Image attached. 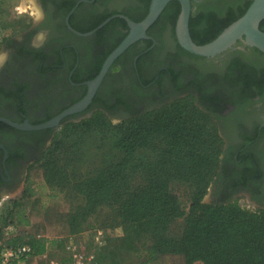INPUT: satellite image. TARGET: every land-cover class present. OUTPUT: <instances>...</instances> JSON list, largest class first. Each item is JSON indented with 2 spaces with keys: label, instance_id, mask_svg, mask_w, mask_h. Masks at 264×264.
Returning a JSON list of instances; mask_svg holds the SVG:
<instances>
[{
  "label": "flooded vegetation",
  "instance_id": "obj_1",
  "mask_svg": "<svg viewBox=\"0 0 264 264\" xmlns=\"http://www.w3.org/2000/svg\"><path fill=\"white\" fill-rule=\"evenodd\" d=\"M34 1L42 9L40 21L48 22L43 42L38 39L40 44L33 42L32 31L25 33L9 46V57L0 68V200L24 189L29 163L40 157L55 129V126L20 129L12 123L46 122L80 100L87 92L86 82L99 72L94 64L101 60L100 56L109 54L129 31L126 20L118 15L138 22L148 13L151 0ZM235 1L189 0V32L191 29L197 34L215 32L232 11L238 12ZM180 11V2L169 0L146 29L148 38L137 40L114 60L90 104L61 121L80 116L92 107L106 110L109 115H120L138 103L143 106L164 95L174 97L191 92L204 106L224 107L215 119L217 126L222 132L236 134V139L225 144H236L238 149H234L232 158H223L212 193H216L217 199L241 193L264 208V151L260 152V148L264 149V54L243 41L211 57L185 50L175 33ZM111 16L114 17L95 29ZM93 29L87 35L74 32ZM168 53L173 56L169 64L159 66V73L146 83V71L161 65ZM184 57L201 62L191 64ZM113 66L119 67L117 73L131 67L133 73L129 78L135 81L134 91L121 89V95L113 98L101 94L102 88L108 91L121 87L116 83L117 74H110ZM31 68L34 71L29 74ZM155 82L160 86L155 87ZM81 87L84 89L78 95H70ZM23 96L25 101L20 102ZM44 110L47 111L44 115L32 118V114ZM245 136L251 139L243 141Z\"/></svg>",
  "mask_w": 264,
  "mask_h": 264
},
{
  "label": "rangeland",
  "instance_id": "obj_2",
  "mask_svg": "<svg viewBox=\"0 0 264 264\" xmlns=\"http://www.w3.org/2000/svg\"><path fill=\"white\" fill-rule=\"evenodd\" d=\"M246 1H235L237 2L234 5L235 8L239 9L244 6ZM41 13V7L34 0H0V68L9 57V46L15 40L22 39L25 33L32 31L30 36L33 42H38L37 44L43 42V31L48 27V22L40 21L42 20ZM37 39L41 42L39 43ZM176 46L177 43L174 40V53ZM170 55L168 53L161 65H158L154 70L146 71L144 74L146 83L150 82V77L159 73V66L169 64L173 57ZM185 59L191 64L201 62L188 57ZM98 63L94 64V68ZM182 63L184 65L188 62ZM118 70V66H113L110 69V74H117L116 83L117 86L118 83L121 84V87L109 88L108 91H104L102 88L101 94L113 98L121 95V89L128 90V92L134 91L135 81L129 78V74L133 73L131 67H127V70L125 72L123 70L121 73H117ZM33 71L31 68L29 74H32ZM159 86V84H155V87ZM82 89L84 88H75L70 95H78ZM24 101L23 96L20 102ZM202 105L190 92L174 95V97L164 95L160 100L147 102L143 106L138 103L137 106H132L127 112H122L120 115H109L106 110L92 107L80 116L63 119L53 130L40 157L29 163L24 189L13 192L2 199L0 227L3 228V236L22 233L45 234L50 240H56V246L52 248L49 257L58 259L65 257L71 262V255L78 253L82 264H114V260L109 259V252L117 250L116 246L121 244L120 239L127 236L126 226L121 223L117 208L105 204L96 207L86 221L71 226L69 222L71 214L81 211L86 203L76 185L85 178L96 175L102 168L120 162L124 155L115 147L114 142L140 121L145 124H143L144 128H151L153 132H147L146 143L137 149L135 159H131L128 169L133 181L132 188L135 189L138 185L145 184L148 175L143 170L145 163L150 165L155 162L157 154L170 143V133H172L173 139L174 116L178 115L185 122L183 129L188 130L190 134V145L192 147L194 145V149L199 150L205 157L199 162V170L194 171L187 178H179V175L173 171L170 174V191L177 197L183 209V215L169 224L165 236L173 239L182 236L190 216L189 204L194 194L201 195L203 203L224 201L251 211L263 212L262 206L253 204L244 194L239 193L232 198L217 199L216 193H212V186L221 168L223 158L226 156L232 158L231 154L234 149H238V146L236 144L226 146L227 141L231 142L230 140L236 139V134L230 131L224 132V130L222 132L217 126L215 119L220 116L224 107L210 108ZM46 112L44 110L32 114V118L41 117ZM163 116L170 117L164 118V120L169 123L171 121L172 126L167 125L166 129H159L156 126ZM155 122L156 124H154ZM249 139H251L249 136H245L243 141ZM263 151L264 149L260 148V152L263 153ZM49 158L56 163V170L59 172L57 175L59 183L52 187L48 186L43 177V162ZM28 186L32 190V195L28 194ZM14 203L28 219V225L17 223L19 219H22L21 215L18 216L20 213L16 215L17 221L15 219L10 223H8V219L5 221V215ZM96 230L103 231L101 244L95 241ZM129 230L132 231V228L129 227ZM128 237L124 238L125 242L131 243L127 239ZM134 241L140 251H128L121 245L120 264H139L148 259V254L140 248L150 247L155 240L145 234H137ZM41 262L46 264L45 260ZM147 264H185V257L183 254L163 250L151 257ZM192 264H203V262L196 260Z\"/></svg>",
  "mask_w": 264,
  "mask_h": 264
},
{
  "label": "trees",
  "instance_id": "obj_3",
  "mask_svg": "<svg viewBox=\"0 0 264 264\" xmlns=\"http://www.w3.org/2000/svg\"><path fill=\"white\" fill-rule=\"evenodd\" d=\"M251 1L248 0L238 12L232 11L215 32L197 34L191 29L190 35L193 41L203 44L212 40L224 27L242 15ZM259 27L264 31V19ZM107 54H104L97 64L98 71ZM164 118L170 117H161L157 128L166 129L167 125L172 126L171 121L169 123ZM173 122V139L170 133V143L157 154L158 157L153 164L146 165L144 162L143 170L148 174L147 180L145 184L138 185L135 189L131 186L133 181L128 169L130 161L135 159L137 149L146 143L147 132L153 130L144 128L145 124L140 121L115 140L114 145L123 153V159L77 183L76 187L84 196L86 203L81 211L71 214L69 218L71 226L86 221L100 205L115 206L121 223L126 226L129 236L127 239L131 243L125 242L124 238L127 236L122 237L121 244L116 246L117 250L112 252L110 250L109 259L114 260V264H120L121 245L128 251H140L136 241L133 242L137 234H145L155 240L150 247L140 248L148 254V259L139 264H147L151 257L163 250L183 254L185 264H192L196 260L202 261L203 264H264V211H251L224 201L203 203L201 195L194 194L189 204L190 216L182 236L174 239L165 236L169 224L183 215L177 197L170 191V174L174 172L179 178H187L194 171L199 170V162L205 157L199 150L194 149V145L193 147L190 145V134L188 130L183 129L185 122L181 116H174ZM43 168L45 182L50 187L56 186L59 183L56 163L49 158L43 162ZM27 191L32 195L30 186ZM19 209L14 203L5 215V221L7 219L8 223L14 219L17 221L16 215L20 213L18 216L21 215L22 219L17 223L28 225V219ZM2 229L0 227V251L4 247L13 248L19 244H28L29 255L36 256L43 254L47 246H56V240L30 233L14 234L2 241L4 238ZM60 259L64 264L71 263L68 258Z\"/></svg>",
  "mask_w": 264,
  "mask_h": 264
},
{
  "label": "water",
  "instance_id": "obj_4",
  "mask_svg": "<svg viewBox=\"0 0 264 264\" xmlns=\"http://www.w3.org/2000/svg\"><path fill=\"white\" fill-rule=\"evenodd\" d=\"M168 1L169 0H151L148 13L142 20L138 22L129 19L127 16L118 15L126 20L129 31L122 41L105 58L97 75L93 79L86 82L88 89L86 94L80 100L46 122L30 124L26 121L23 124H12L20 129H42L50 126L57 127L62 118L83 111L92 101L97 87L114 60L137 40L148 38L146 29L156 20L159 13ZM178 1L181 4V11L176 20L175 33L179 45L185 50L196 55L211 57L225 51L229 47L233 46L236 42L243 41L246 45L254 47L264 54V31L259 27L260 22L264 19V0H252L241 16L224 27L221 32H219L212 40L203 44L195 43L189 32V0ZM114 16L108 17L95 29L103 26L110 18ZM95 29L85 33L75 30L74 32L81 35H87L92 33ZM2 120L9 122L6 119Z\"/></svg>",
  "mask_w": 264,
  "mask_h": 264
},
{
  "label": "built area",
  "instance_id": "obj_5",
  "mask_svg": "<svg viewBox=\"0 0 264 264\" xmlns=\"http://www.w3.org/2000/svg\"><path fill=\"white\" fill-rule=\"evenodd\" d=\"M94 238L96 243L101 244L103 238V231L96 230L94 233ZM30 246L28 244H19L13 248L4 247L0 252V263L1 264H13L21 259L29 256ZM73 258V264H82L80 254L73 253L71 255ZM50 264H55L53 261L49 262Z\"/></svg>",
  "mask_w": 264,
  "mask_h": 264
},
{
  "label": "crops",
  "instance_id": "obj_6",
  "mask_svg": "<svg viewBox=\"0 0 264 264\" xmlns=\"http://www.w3.org/2000/svg\"><path fill=\"white\" fill-rule=\"evenodd\" d=\"M12 194V193H11ZM4 198H6V196L4 197ZM3 198V199H4ZM2 199L0 200V207L2 206ZM11 235H14V234H10L9 236H11ZM9 236H6V237H4L3 238V240L2 241H4L6 238H8ZM36 236H43V237H46L45 236V234H38V235H36ZM47 238V237H46ZM49 239V238H48ZM54 246H47L46 247V250H45V252L43 253V254H40V255H36V256H31V255H29V256H27L26 258H24V259H21V260H19V261H17V262H14L13 264H43L41 261L42 260H45V262H46V264H50L49 262L50 261H53L55 264H64V263H62V261H61V259L59 258H56V257H49V254H50V252L52 251V248H53ZM1 252V251H0ZM71 263L70 264H73V258H71ZM40 261V262H39ZM1 264V263H0Z\"/></svg>",
  "mask_w": 264,
  "mask_h": 264
}]
</instances>
